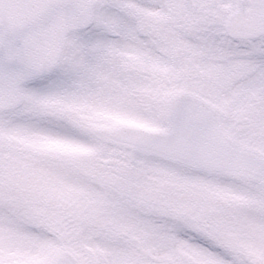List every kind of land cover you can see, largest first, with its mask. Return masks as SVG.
<instances>
[{"label":"snow or ice","instance_id":"snow-or-ice-1","mask_svg":"<svg viewBox=\"0 0 264 264\" xmlns=\"http://www.w3.org/2000/svg\"><path fill=\"white\" fill-rule=\"evenodd\" d=\"M0 264H264V0H0Z\"/></svg>","mask_w":264,"mask_h":264}]
</instances>
